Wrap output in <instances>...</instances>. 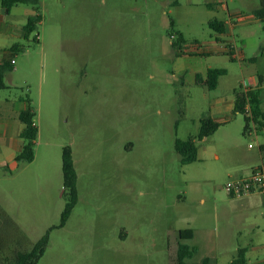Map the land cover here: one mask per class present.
Here are the masks:
<instances>
[{"label": "rangeland", "instance_id": "rangeland-1", "mask_svg": "<svg viewBox=\"0 0 264 264\" xmlns=\"http://www.w3.org/2000/svg\"><path fill=\"white\" fill-rule=\"evenodd\" d=\"M259 7L260 0H41L42 21L24 36L27 16L8 14L0 0V13L18 23L14 35L0 32V59L14 43L24 49L0 89V207L10 217L0 218V264L46 234L38 264H172L186 228L195 236L184 242L197 247L188 263L212 256L210 264H229L237 246L257 245L264 205L244 211L225 185L247 173L237 170L258 154L264 128L251 121L244 131L245 115L234 112L197 140L198 160L189 164L175 142L199 133L215 98L234 96L246 78L264 73V20L230 29L243 61L178 56L172 40L181 32L186 44H210L209 21ZM207 64L227 70L216 89L189 81ZM26 102L40 133L34 160L14 165L5 140L22 126ZM66 145L78 202L59 227Z\"/></svg>", "mask_w": 264, "mask_h": 264}, {"label": "trees", "instance_id": "trees-1", "mask_svg": "<svg viewBox=\"0 0 264 264\" xmlns=\"http://www.w3.org/2000/svg\"><path fill=\"white\" fill-rule=\"evenodd\" d=\"M41 0H2L3 6L7 11L16 4H32L35 6L36 13L29 16L27 23L24 26L26 36L36 29L37 24L42 21V14L39 12V5ZM256 16L264 20V0H260V7L256 9ZM209 25L216 31L224 32L225 23L222 20L214 19L209 21ZM185 42L184 36L181 32L177 33V38L172 41L173 48L180 47L181 43ZM24 50L18 43L14 44L0 61V89L7 88L5 83V74L9 71L14 70L15 65L12 62L14 55L18 51ZM225 68H209L207 76L202 79L201 75H198V80L205 82L210 89H215L218 85L220 76L226 74ZM250 102L252 108V116H248L246 113V105ZM236 112H241L245 115V127L244 131L250 128V122L254 121L263 125L262 121H258L260 116V99L257 90H249L243 92H237L235 101ZM36 112L34 108L29 105L27 109L22 110L19 113V119L24 124V128L20 132V137L24 140L22 149L18 152L15 159L18 163H30L35 158V145L38 137V126L35 123ZM220 123L215 122L211 118H206L201 121V127L199 133L196 136H190L187 139L177 138L175 142V149L181 155V162L183 164H189L198 160V145L197 140H203L204 138L214 134L219 128ZM63 161V178H64V191L63 196L65 198V208L61 215V221L59 227L64 226L74 207L78 202V187L77 180L78 174L75 168L73 150L70 145H66L63 148L62 154ZM8 216L0 207V218L3 219ZM10 220V217L8 218ZM195 233L193 229L186 228L179 232L180 242L176 252V258L172 264H209L210 259L204 258L202 261L197 263H188L187 259L193 257L197 251L196 246H191L184 240L192 239ZM48 244V234L43 236L31 250H22L17 253L15 259L9 261L7 264H38L39 259L45 252V247ZM247 260L245 257V249H240L238 255L230 262V264H246Z\"/></svg>", "mask_w": 264, "mask_h": 264}, {"label": "crops", "instance_id": "crops-1", "mask_svg": "<svg viewBox=\"0 0 264 264\" xmlns=\"http://www.w3.org/2000/svg\"><path fill=\"white\" fill-rule=\"evenodd\" d=\"M221 6L224 7L223 2L221 4ZM3 8L6 9L4 6H3ZM39 8H40V5H39ZM15 11H20V13H24L27 16V20H28L29 16L34 15L36 13L35 6L33 9H23V8L19 7V4H16L11 8L10 11H8V14L13 15ZM39 12H40V9H39ZM236 15H238L237 17H240L239 21H236L235 19H237V17L234 18L235 15H233L231 13L228 14V17L218 19V20H222L225 23V31L219 32V31L215 30L216 31L215 41L210 43V44H205V49L202 52L183 51L181 49L183 46L182 44L185 43V42H183V43H181L180 47H178L176 49L174 48L175 51L177 52V55L178 56H187V55L188 56L189 55H191V56L192 55L207 56V55H211V54L226 53L232 59H238L239 61L246 60L243 49L239 47L236 39L232 36V33L230 32V29L232 27H234V25H235V24L232 25V23L230 21L233 20V21H236V23H243V22L258 18V17L255 14L254 15L236 14ZM24 26H23L22 34L25 36L26 31L24 29ZM17 29H18V23L17 22H15L14 20L11 22L7 21L5 19V15L0 13V32H4V33L8 34L9 36H12L15 34L14 32ZM232 42L235 43L239 49V52L236 56L231 55L225 48L226 45H228L229 43H232ZM14 44H16V43H14ZM14 44H12L9 48L5 49L4 53H6ZM2 59H0V61H2ZM210 65L211 64H207V66L205 67L204 70L195 69V70H193V72H190L189 81L195 82V83L196 82L204 83L208 87V85L205 82L198 80V75H201L202 79H205L207 76V72H208L209 68H222V67H211ZM222 76H220V78H219L217 87L219 86L220 79ZM246 89H251V90L254 89V90H257L259 93L260 111H261L260 113L261 114L258 117V121H262L263 125H260L259 123H258V125H259V127L264 128V109L261 107L262 104H264V99H263V95H264V73H259V72L252 74L248 78H246L244 80L243 84L240 85V90L236 91L234 96H232V97L231 96H224V97L215 98L211 104L209 116L207 118H211L215 122L220 123L219 128L221 126L228 124L231 121L230 115L234 112L236 113L235 101H236L237 92H243ZM26 103L27 104L20 110V112L29 107L30 104L28 102H26ZM204 119H206V118H204ZM35 123H36V121H35ZM36 125H37V123H36ZM23 128H24V124H22V126H20L16 131L11 132L10 135L5 140L6 145L12 149L11 157L14 159V162H15L14 165H16L18 163L16 161L15 157L24 145V141L20 137V132L22 131ZM38 129H39V127H38ZM39 133H40V129H39L38 134ZM246 162L247 163L243 166V168L237 170V172L246 171L247 173L244 176L248 175L252 171V169H254L255 167H257L261 164H264V144L259 146L258 154L253 153L251 155V157H248ZM240 177H242V176H240ZM241 200H242L241 206H242V209L244 211H247V210L251 211L257 207L262 206V204L264 205V198H263V195L261 193L249 194L247 196L241 197ZM262 213L264 215V212H262ZM251 243H252V240H251V242L247 241L246 246H242V247L237 246L234 249L236 251V255L234 256V258L238 255V252L240 251V249H245V257L247 260L246 264H248V262L251 261L252 257L256 258L257 264H264V236H262L261 240L259 241V243L257 245H254V244L252 245ZM206 257H208L210 259V261H209V264H210L212 261V256H206Z\"/></svg>", "mask_w": 264, "mask_h": 264}, {"label": "built area", "instance_id": "built-area-1", "mask_svg": "<svg viewBox=\"0 0 264 264\" xmlns=\"http://www.w3.org/2000/svg\"><path fill=\"white\" fill-rule=\"evenodd\" d=\"M236 21L240 20V17L235 19ZM236 21L231 20L232 25L236 23ZM173 41V40H172ZM183 51L190 52H202L205 49V44L192 43V44H182ZM226 50L233 56H236L239 52V49L235 43H229L225 46ZM12 62L15 64V58L12 59ZM251 89H246L245 91H249ZM246 113L248 116H252V108L250 102L246 105ZM225 188L230 196L233 197H244L252 193H261L264 198V164H261L252 171L242 177L232 178L230 179Z\"/></svg>", "mask_w": 264, "mask_h": 264}]
</instances>
